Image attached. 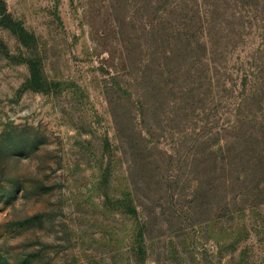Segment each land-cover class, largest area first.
I'll use <instances>...</instances> for the list:
<instances>
[{
  "label": "rangeland",
  "instance_id": "rangeland-1",
  "mask_svg": "<svg viewBox=\"0 0 264 264\" xmlns=\"http://www.w3.org/2000/svg\"><path fill=\"white\" fill-rule=\"evenodd\" d=\"M0 3V264H264V0Z\"/></svg>",
  "mask_w": 264,
  "mask_h": 264
},
{
  "label": "trees",
  "instance_id": "trees-1",
  "mask_svg": "<svg viewBox=\"0 0 264 264\" xmlns=\"http://www.w3.org/2000/svg\"><path fill=\"white\" fill-rule=\"evenodd\" d=\"M3 4L0 3V10L3 11V16L0 20V23L6 25V26H12L15 29H19L22 37H24V33H26L25 28L23 27V25L21 24V22L19 20H15L13 18H11V16L9 14H7L6 10L2 9ZM30 68H31V72H32V78H31V82L32 83H38L39 82V76H38V72L36 69V65L34 63L30 64Z\"/></svg>",
  "mask_w": 264,
  "mask_h": 264
},
{
  "label": "water",
  "instance_id": "water-1",
  "mask_svg": "<svg viewBox=\"0 0 264 264\" xmlns=\"http://www.w3.org/2000/svg\"><path fill=\"white\" fill-rule=\"evenodd\" d=\"M0 2H2V0H0Z\"/></svg>",
  "mask_w": 264,
  "mask_h": 264
}]
</instances>
